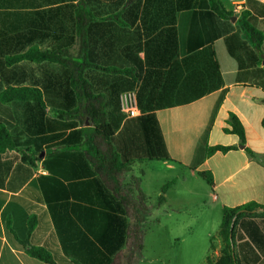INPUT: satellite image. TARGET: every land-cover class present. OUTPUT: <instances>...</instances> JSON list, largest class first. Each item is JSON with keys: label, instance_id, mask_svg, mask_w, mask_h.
Returning a JSON list of instances; mask_svg holds the SVG:
<instances>
[{"label": "crops", "instance_id": "crops-1", "mask_svg": "<svg viewBox=\"0 0 264 264\" xmlns=\"http://www.w3.org/2000/svg\"><path fill=\"white\" fill-rule=\"evenodd\" d=\"M77 1L0 0V264H46L31 257L30 248L44 249L54 264H109L125 250L129 222L123 207L94 173L90 148L78 133L88 120L74 129L48 127V117L57 120L65 108L74 111L79 104L61 69L12 62L32 49L72 52ZM220 1L230 18L217 15L210 0H100L93 6L102 14L97 21L103 22V41L115 43L117 60L126 51L163 64L154 67L162 72L160 79H145L143 73L131 89L130 79L117 74L120 95L132 92L145 103L151 91H163L162 104L171 105L144 113L138 108L139 115L130 119L120 112L114 149L131 163L128 174L140 178L148 200L146 185H155L158 201L163 184L174 181L164 194L167 207L156 213L171 217L183 210L182 204L203 206L208 196L221 220L207 236L216 235L219 247L224 207L252 201L264 205V0ZM243 19L261 34L260 43L241 29ZM172 26L174 58L166 36ZM207 51L214 53L221 83L209 69ZM111 85L112 76L103 73V90ZM10 88L39 91L46 116L33 100H3ZM203 90L211 91L190 103L175 102L178 91L183 99ZM230 114L241 122L254 158L239 147L205 157L207 147L239 145L236 135L224 132ZM63 119L77 121V115ZM165 152L169 159L163 158ZM203 171L211 172L212 187L198 176ZM172 241L182 246L187 239L174 235ZM234 246L238 264H264L261 221L241 219Z\"/></svg>", "mask_w": 264, "mask_h": 264}, {"label": "trees", "instance_id": "trees-1", "mask_svg": "<svg viewBox=\"0 0 264 264\" xmlns=\"http://www.w3.org/2000/svg\"><path fill=\"white\" fill-rule=\"evenodd\" d=\"M100 0H79L75 8V26L73 28L77 37L76 46L77 55L74 56L66 48L58 50L37 49L29 50L27 54L13 58L12 62L17 63L21 60H27L31 63H44L45 65H57L65 77V82L71 88L70 93L78 100L79 104L74 111L65 108L66 112L61 113L57 120L46 119L48 127L54 129H74L81 124L84 126L88 120V127H82L78 133L85 137V141L90 148L91 154L88 156L93 166V171L102 181L103 185L113 194L128 220L125 232V250L120 251L112 258L109 264H137L142 255L144 238L147 231V219L153 215V210L162 206L165 202L164 194L174 184L171 181L161 188V194L157 205L149 204L146 194L141 188L140 178L130 176L131 163L119 157L113 146L115 131L119 122L123 119L120 114V92L117 90L116 75L129 78V88L135 85L141 77L160 79L162 72L154 69L163 67L162 61L157 62L145 54V59L141 60L137 55L123 52V57L116 59L115 43L103 41V22L97 21L102 17L98 9L93 8L99 4ZM214 12L222 18H230L232 15L226 11L220 0H210ZM241 29L247 33L253 41L260 43L261 34L247 20L241 21ZM115 29V28H113ZM147 34V30H144ZM166 36L170 37L171 56L174 58L177 51V35L174 26L166 29ZM209 55V69L211 68L218 79H220L219 66L215 61L214 53L207 51ZM120 60V61H119ZM89 73H96L97 77L88 76ZM103 73L112 76V85L109 89L103 90ZM101 75V78L98 76ZM221 83V79H220ZM118 84V83H117ZM127 84V83H126ZM124 83V85H126ZM211 90H203L194 93V96L183 98L181 91L176 93V103H190L199 97L209 93ZM184 94V93H183ZM3 100H27L38 103V109L42 116H46V106L43 105L42 95L37 90L31 88H10L2 95ZM137 106L144 112H151L158 109L171 107L164 102L163 91L156 93L151 91L149 98L145 100L138 95ZM168 103V104H167ZM152 104H154L152 106ZM84 116L81 119L79 115ZM67 115H77V121H68L63 119ZM264 126V121H263ZM228 127L224 129L225 133L236 135L239 139L238 146H212L207 147L205 157L209 158L217 152L227 153L232 150L242 148L250 158H254V153L246 147V138L244 128L239 119L230 114L227 120ZM4 130L0 133V148L3 147L2 140ZM6 141V140H5ZM8 143L4 147H8ZM164 159H169L167 153L163 155ZM36 160H29L31 166L35 165ZM198 176L202 178L208 186H213V177L210 171L199 172ZM243 218H256L264 226V205L256 202H248L235 208L224 207L222 209V221L217 236L224 240L226 248L222 255L212 260L207 259L206 264H238L234 242L238 222ZM28 254L46 264H54L49 254L42 248H30Z\"/></svg>", "mask_w": 264, "mask_h": 264}, {"label": "rangeland", "instance_id": "rangeland-1", "mask_svg": "<svg viewBox=\"0 0 264 264\" xmlns=\"http://www.w3.org/2000/svg\"><path fill=\"white\" fill-rule=\"evenodd\" d=\"M77 49V46L74 50L72 49L74 56L77 55ZM91 76L96 75L91 73ZM146 191L149 204L156 206L155 185L149 187L146 185ZM204 197L203 206L200 202L182 204L183 210L171 217L166 216L163 211L156 213L158 208L154 209L152 217L147 219L142 257L137 264H206L208 258L212 260L219 258L226 248L224 240L219 237L223 246H216L218 239L216 235L210 240L207 234L215 221L220 222L221 214L212 207L209 197ZM162 205L164 208L167 207L164 203ZM174 206L172 204V207ZM174 235L185 237L186 244L178 246L172 241ZM217 248L219 254L215 255Z\"/></svg>", "mask_w": 264, "mask_h": 264}, {"label": "built area", "instance_id": "built-area-1", "mask_svg": "<svg viewBox=\"0 0 264 264\" xmlns=\"http://www.w3.org/2000/svg\"><path fill=\"white\" fill-rule=\"evenodd\" d=\"M120 112L127 119L135 118L139 115L136 96L132 92L120 95Z\"/></svg>", "mask_w": 264, "mask_h": 264}, {"label": "water", "instance_id": "water-1", "mask_svg": "<svg viewBox=\"0 0 264 264\" xmlns=\"http://www.w3.org/2000/svg\"><path fill=\"white\" fill-rule=\"evenodd\" d=\"M86 124H87V122H86Z\"/></svg>", "mask_w": 264, "mask_h": 264}]
</instances>
